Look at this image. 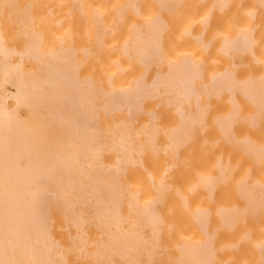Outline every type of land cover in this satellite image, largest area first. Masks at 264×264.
<instances>
[{
  "label": "bare ground",
  "instance_id": "6f19581e",
  "mask_svg": "<svg viewBox=\"0 0 264 264\" xmlns=\"http://www.w3.org/2000/svg\"><path fill=\"white\" fill-rule=\"evenodd\" d=\"M123 2L121 9L134 5V0ZM158 2L172 10L178 7L180 0ZM214 3L226 6L229 0H213L210 9ZM118 5L116 9H120ZM52 12L54 11L51 9L50 0H0V264H81L80 259L85 251L89 262L116 255L125 262H122L124 264H138L140 251H145L150 260L157 247L154 240L158 233L157 223H160L158 211L152 208L157 195L150 200H146L147 198L142 200L138 196V191H135L138 188L122 185L126 187L123 189L120 186L119 178L125 174L129 164L136 162V157L132 154L134 150L132 138L126 130L125 118L115 124L109 119L112 125L100 126L95 122L97 112L103 111L110 116L111 112L123 111L127 118L133 107L140 104L139 94L145 90L152 92L157 98L154 105L162 102L176 105L179 109L180 102L188 100L189 94H195V80L198 78L200 88L205 91L217 92L222 88L231 91L236 87L243 90L255 104H262L264 69H261L262 73L260 71L256 75L254 72L251 75L247 73L249 75L238 78L234 74L232 62L234 54L251 48L255 38L252 37L251 29L246 30L248 27L235 30L236 33L233 32L232 35L223 36L219 46L230 58V61L229 58L227 60L229 64L226 62L224 65L223 62V66L209 71L207 75H202L200 71L201 57H195V52L191 50V53L190 51H183L180 55L178 53L176 55L179 56L174 58H170L172 55L167 57L166 54L162 55L164 65L153 69L154 72L147 79L144 70L147 68L146 61L151 58L158 40L146 32L148 29L146 31L144 29L143 33L134 30L131 39L128 37L126 40L125 37L120 49L126 54L128 46H131L129 51L131 57L141 59L144 62V69L137 72L131 85L124 86L125 83H120L118 86L119 83L116 85L111 82L109 76L107 78L110 82H105V85L99 82L100 86H97L86 81L84 73V76H81L82 73L78 75L80 73L76 52L79 50L75 49L78 46L83 50L81 46H73L76 47L73 50L69 45L72 43L67 42L68 38L59 36L62 38L60 41L59 38L56 39L44 31L46 25L53 20H59ZM74 12L76 14L78 11L74 9ZM204 15L203 20L201 19L203 26L209 22V13ZM148 19L147 27L159 23L155 17L150 19L148 16ZM240 27L241 24L237 26ZM91 30L92 28L89 29ZM89 31L86 30L88 33ZM89 35L91 40L96 39V43L99 42L94 33ZM193 35L200 39V33L196 32ZM159 56L161 59L160 53ZM110 71L111 69L108 72ZM198 100L199 96L196 93L194 96L196 105ZM234 100L230 98L233 105ZM226 110L231 112L232 109ZM224 111L217 113H220L219 116H215L217 120L222 119L225 122L230 118L232 113ZM247 113L251 115V112ZM181 118L183 117H179L178 120ZM174 123L170 125L171 128L167 125L165 134L163 133L168 141H164L163 148L170 155L174 154L179 140L176 139V134L179 136L180 129L176 130ZM220 131L223 135L228 133L225 129ZM238 139L240 140L236 139V142H242V147L248 140L245 135ZM245 145V153L253 154L256 160L257 156L264 153L263 145L254 140L250 139ZM105 149L115 154L113 160L101 159L102 151ZM169 163H166L167 166L164 165L166 172L171 169ZM217 169H214V175L220 172V169ZM206 173L197 174L198 179L191 185L211 183L213 178L210 173L214 175L212 172L208 173L209 175ZM159 177L157 180H151V185L155 189L162 185L163 181ZM241 177L236 179L237 184L242 183V190H247L246 193L242 191V194L247 197L246 194L249 195L253 190L245 188L250 186L253 189L255 185L258 188H254L258 193L257 195L254 192L256 198L259 196L260 201H263L264 183H261L263 180L257 182L256 178L248 180L247 177L244 178L242 175ZM162 178L164 179V176ZM250 180H253L251 183L253 186L247 185L250 183L247 181ZM238 186L240 188V185ZM243 186H246L245 190ZM122 192L127 193L123 196ZM251 195L253 196V192ZM122 196L127 207L124 210L119 207ZM252 196L249 195V199ZM181 199H184V196H181ZM246 199L244 201L249 203V199ZM251 202L250 210L255 206ZM83 204H87V212L94 216V226L100 231L97 238L92 239L96 233H92V237L83 229L86 212V208L81 207ZM242 205L244 207V203ZM187 206L185 205L184 209H188ZM220 207L218 212L220 214L224 211L222 218L224 217L225 221L229 220V215L236 213L233 209L229 210L231 211L229 214L226 210L229 206H225L226 214ZM243 207L241 211L245 213L247 210H243ZM192 210L189 209L190 215L201 225L204 236L202 238L197 236L199 239L196 240L189 235V238L181 236L176 242V254L172 255V263L212 264L213 259L210 257H213L211 255L213 248L210 238L213 233L207 231L203 219L207 209L199 206ZM225 221L222 220L220 223ZM166 223L167 221L164 224ZM142 224H150L149 236L143 234ZM262 241L258 243L259 249L264 245ZM86 244L92 247L88 248Z\"/></svg>",
  "mask_w": 264,
  "mask_h": 264
},
{
  "label": "rangeland",
  "instance_id": "374dc122",
  "mask_svg": "<svg viewBox=\"0 0 264 264\" xmlns=\"http://www.w3.org/2000/svg\"><path fill=\"white\" fill-rule=\"evenodd\" d=\"M89 1L91 3L88 2V0H50L51 9L54 11L52 12L54 14L53 16L56 15L55 18L58 17L59 20H53L43 29L44 31L50 33L51 36H54V38H59L60 41L62 38L60 39L59 36L65 37L64 39L68 38L67 42L72 43L69 45L73 50L76 48L73 46H81L83 50L79 49L78 46L75 49L76 51L79 50L78 52L81 54L80 55L76 52L78 72L80 73L78 75L80 76L82 73L81 76H84V73L86 81L97 86H100L99 82H102V85H105V82H110V79L111 82L115 84L119 83L118 86L120 83H125L124 86L126 84L131 85L132 80L135 76H137V72H141V70L144 69V65L140 60L131 57L130 53H122L120 48L122 46L121 43L125 40V37L126 40L128 37L131 39V33H135L134 30L138 31L141 26L146 25L149 20L148 16L150 19L152 17L159 16V18L164 22L165 27L163 26L164 28H161L162 31L159 34L157 33L160 39L163 55L166 54V57L167 55H172L170 58H174L175 56H179L183 51H190L191 53L192 50L195 52V57L199 56L202 59L203 75H207L209 71L212 72L214 69L223 66V62H225L224 65L226 62L229 64L228 61H230V58L222 52L218 45V43L224 38L223 36L232 35L235 30L237 31L242 27H248L249 29L247 28L246 30L250 31L251 29V34L253 35L252 37L255 38V42L251 52L245 51L246 53L237 54L236 56L238 57H234L238 63L236 70L237 74L241 78L244 77L243 75H251L252 72H254L253 74L255 75L256 73L259 74V71L262 73L263 70L261 69H264V0L229 1V3L222 8H226L224 12L217 14L213 13L212 10L222 9H210V3L207 0H181L177 5L179 9H176L178 8L176 7L174 8L176 10L172 9L169 11L160 9L155 0H135L134 6L123 7L122 9L120 6L124 5L123 1L125 0ZM117 4H119L118 8L121 10L116 9ZM74 9L78 11L76 14ZM162 12L166 13L162 16ZM119 13L121 16H118L120 15ZM208 13L209 22L207 25H209L210 28L205 29L207 25L204 27L201 23V19L202 16L205 17L204 14ZM86 20H90V22H86ZM240 24L241 27L237 28ZM133 27L134 29H132ZM84 28L88 31L91 28L92 30L88 33L84 30ZM184 30L186 32H184ZM94 31L99 33L96 34ZM196 32L201 34L203 41L207 43L211 42L209 49L208 45L205 48L201 46V42L193 35L196 34ZM91 33L92 35L94 33L96 38L98 37L97 39L100 43H96V39L91 40V36H88V34ZM92 39H94V36H92ZM69 40H71V42ZM178 53L179 55H176ZM78 57H80L79 60ZM163 65L164 62L160 64V67ZM156 67V62H152L148 68L144 69L147 79L151 76L152 72H154L153 69ZM108 69H111L112 72H108ZM109 76L111 77L110 79L107 78ZM121 86H123V84H121ZM204 100L206 101L207 98L204 97ZM154 103H157V98L152 93H145L142 95L140 106H135L129 117L126 118L123 111H114L115 113L111 112L110 116L109 113L106 114L103 111H99L97 112V118L94 115V119L96 118L97 120L95 122L99 125L102 124V126L118 123V121L122 118H125L126 121H128V125L126 123V130L132 138V144L134 147L132 154L136 157V162L127 166L124 172L125 174L119 178L120 186L124 185L129 188H138L135 191H138V196L142 200L146 198V200H150L151 197L153 198L155 193L152 192L153 185H151V180H157L159 176V179L161 178V181H163L162 184L171 186V191L166 195L167 197L165 203L161 208H155L156 211H158L157 213H159L158 216L160 217V223H157L158 233L155 237L157 247L154 250L153 257L149 260L145 255L146 252L140 251L138 254V264H173L172 255L176 254V242L179 241L181 236H187V238L192 237V239L195 240L196 238L199 239L190 221L191 215L189 209L195 210L196 207L199 208V206L205 207L204 197L198 191L190 194L188 188L195 186L196 183L194 185L191 184L198 179L197 176H199L200 173L211 172L210 169L212 167V163L219 156H223L225 159H228L231 155H233V151L224 145L213 144V141L215 140L213 134L214 132L211 129H206L201 134L200 138L187 148L186 152L181 153L179 167L172 172H166L165 166H167V164L164 156L165 153H168L163 148L164 139L162 138L163 131L165 129L148 128V125L152 119L150 117L152 114L155 115L154 120H159L161 125L165 126H170L173 118L166 109L158 108V104L154 105ZM224 104V98H221L220 101H214L212 103V107L215 111H218L224 108ZM109 119H111L110 121H112V124L109 122ZM245 131L247 130L238 129L236 130V133H243ZM154 132L156 137L153 138ZM252 138L264 146V121L262 122L261 127L254 132ZM136 149H140L141 151L137 152ZM101 156V159H104V161L105 159L113 160L115 154L109 149H105L102 151ZM232 157L233 160L231 164L235 166V169L233 171L234 175L230 181L231 185L234 184L237 178L241 175L244 176V173L250 169L249 162H246V160H243L240 157ZM165 172L168 174L166 175ZM251 173L253 179L256 178L255 180H257V182L261 179L259 182L263 180L261 183H264V164L254 166ZM150 174L151 180L149 177ZM156 175L159 176L157 177ZM155 176L157 179L154 178ZM163 176L164 179L162 178ZM129 183L131 184L130 186ZM135 185L137 187H135ZM124 186H122L123 189H126ZM177 191H179L180 194H183L181 196H189L188 209H184L179 206L176 200ZM126 193L127 192H122L121 195L124 196ZM123 196L120 201L121 205L119 204L121 210L127 209ZM216 201L217 204L219 203V205H224V196L219 194L216 197ZM86 205L87 204L81 205L83 209L86 208V212L84 213L83 229L85 230V233L90 235H92V233H96L94 237L92 235L93 238L91 237L94 239L98 237L97 233L100 231L95 228L93 223L95 220L94 216L87 212L88 210ZM166 221L167 223L164 224ZM149 227L150 224L141 225V230L144 232L143 234L145 236H149L150 234L148 231ZM246 229L253 233L252 239L246 243L241 242L234 251H224V242L227 240L229 241L230 239H226L224 236H220L217 239L214 247L213 264H264V245L261 249L258 247V243L264 240V212L258 216V218L253 220L251 225H248ZM240 232L241 231L238 230L239 234ZM231 241H234V239ZM85 252H83L84 255L81 256V264L125 263L119 256L116 255L108 259L103 257L97 261L93 262L90 260L89 262V259L86 258L87 255L85 256L87 252Z\"/></svg>",
  "mask_w": 264,
  "mask_h": 264
},
{
  "label": "crops",
  "instance_id": "0c3cea01",
  "mask_svg": "<svg viewBox=\"0 0 264 264\" xmlns=\"http://www.w3.org/2000/svg\"><path fill=\"white\" fill-rule=\"evenodd\" d=\"M155 1H156L157 5L160 9L166 10V11L171 10L170 7L161 6L159 4L158 0H155ZM207 1L210 3V6H211L213 0H207ZM229 1H233V0H229ZM134 5H135V0H134ZM223 7H224V5L220 6L219 4L214 3L212 6V9L213 8L222 9ZM225 9H222V10L213 9L212 12L217 14L220 12H224ZM164 13H166V12H162V16L164 15ZM155 18L158 20V22H159L158 24L151 25L148 27H147V25H143V26H141V30H139L143 33L144 29H145V31L148 29L146 32L155 36L158 40L156 43L155 49L152 50L153 53L151 55V58L146 61L147 68L152 62H156V65L158 67L160 66V64H162L164 62L163 58H162L163 53L161 50L160 39H159L158 34L162 31V29L165 27V25H164V22L159 18V16H155ZM206 25H204V27ZM145 26H146V28H145ZM209 28H210L209 25H207L205 27V29H209ZM195 38H196V36H195ZM196 39L201 42V46L204 48L207 47V45H208V49H209V47L211 46V42H208L209 43L208 44L207 42L202 40L201 34H200V39H198V38H196ZM219 43H221V41ZM219 43H218V45H219ZM253 45L251 48H245V49L241 50L240 52H237L232 57V62L234 63V74H235V76H238L237 71H236L237 67H238V63H237V60L234 59V57L237 54L246 53L245 51L251 52L253 49ZM130 50H131V46H128L126 54L129 53ZM222 52H224V51L222 50ZM159 53L161 55V59H160ZM224 54H225V52H224ZM137 60H140L144 65V62L141 59H137ZM256 63H259V62H256ZM202 69H203V66H202V59H201L200 71L203 75ZM238 78H239V76H238ZM199 82H200L199 78L195 80V87L196 88L194 89V93L195 94L198 93V96H199V100H198L197 105L195 104V101H194L195 94H189L188 100H183L182 102L179 103V106H180L179 109L176 105H168V104L162 103V102L158 103V108L166 109L171 114V117L173 118L172 123H174V121H175L174 124L177 127L175 129L176 130L180 129V131L178 130L179 136H177L178 134H176V139L177 140L179 139V140L177 141L178 147L176 148L174 154L170 155L166 151L168 154L165 153V156H164L166 163L168 164L170 162L169 164H171V169L169 170V172H172L179 167V165H180L179 161L181 159L180 158L181 153L186 152L187 148L190 145H192L195 141H197L200 138L201 134L206 129H211L214 132L213 134H214L215 140L213 141V144L224 145V146L232 149V151H233V155H231L230 158L225 159L223 156H219L212 163V167L210 169V171L212 173H213L214 169L218 168L217 170H219L221 166L223 167V164L225 167V168L223 167L224 169L221 168L219 170L220 172H218V174L216 173L217 175H214L215 173H213L214 176H212L210 173V176L213 178V180L211 182L212 184L209 183L210 184L209 185V184L200 183V184H196L195 186L188 188V191L190 194L198 191L204 197V202H205L204 205L207 209V213L205 214V216L203 218L204 219V225L206 228H208L207 231H210L211 233H213L212 237L210 238V242L212 244L211 247L213 248V252L211 253V255H213V257L211 256L210 259L211 260L213 259V261H211L213 264L214 263V247H215V243H216L217 239L220 236H224V238L230 239L229 241L227 240L228 242L227 241L224 242V251H234L241 242L246 243L252 239L253 233L250 230H247L246 227L248 225H251V222L253 220H255L256 218H258V216H260L264 212V203H263L264 202V196H263V201L261 200L262 201V203H261V201H260L261 198L259 196H258V199L260 198L259 200L256 198L258 193L254 189V188H257L255 185H254L253 189H251L250 186L249 187L243 186V189H244V187H246L245 189L248 188V190H249V188H250V190H253V191L249 190L251 192L249 195L252 196L251 194L253 192L252 198H254V196H255V198L253 199L255 202H253L251 197L249 199L248 194H246L247 197L242 194L243 192H245V193L247 192V190H245V189H244L245 191L242 190V187H241L242 183L237 184V180H235L236 182H234L233 185L230 184L231 178L234 175L233 171L235 169V166L231 164L232 160H233L232 156L240 157L243 160H246V162L250 163V169L248 171H246L244 173V176H243L244 178L247 177L248 180L252 179V173L251 172H252L254 166L264 164V155H263L264 153L262 154L263 156L262 155L257 156V160H256L255 159L256 157H254L253 154H251L250 152H249L250 154H248V153H245L246 151H244V150H246L244 148L246 146L245 144L247 142L249 143L250 139L254 140L252 138L254 132L257 131L261 127L262 122L264 121V103H262V104L256 103L255 104L253 101H251L249 99V96L243 90L236 88V87L233 88L231 91H229L227 88H222L217 92L205 91L204 89L200 88ZM145 93H152V92L146 91V90L140 92V94H139L140 101H141L142 95ZM134 95H136V94L134 93ZM204 97L207 98L206 101L204 100ZM231 97L235 99L234 100L235 105L230 103ZM221 98H224V101H225L224 108L222 110L215 111V109H213V107H212V103L214 101H220ZM139 106H140V104L136 107H139ZM229 108L232 109L231 112H230V110L229 111L226 110ZM224 110L226 111V113H228V112L232 113L230 115V118H228L227 121L225 120V122L222 119L217 120L218 118L215 116L220 115V113L219 114H217V113L222 112ZM132 111H133V109H132ZM225 111H224V113H225ZM240 111H241V113H240ZM246 111L251 112V115H250V113H247ZM243 112H246V113H243ZM246 114H248V115L246 116ZM243 115H245L246 117H244ZM150 117L152 119L149 122L148 128H157V129H165L166 130V128L168 126L161 125L159 120H154L155 115L152 114ZM179 117H183V118L178 120ZM126 123L128 125V121H126ZM173 127H175V126H173ZM221 129L228 130V133L223 135V133L220 131ZM238 129H246L247 131H245L243 133H236V130H238ZM164 131H163V133H164ZM245 133H246V135H245ZM244 135H245V137L247 136L248 140L246 143L243 144L244 147H242V144H241L242 142L238 143V141L240 140L238 138H240L241 136L244 137ZM154 137H156L155 132H154L153 138ZM249 137H250V139H249ZM162 138L164 139L163 140V144H164V141L166 142L167 140H166V137L164 135ZM236 139L238 140L237 142H236ZM254 141H256V140H254ZM256 143H258V142L256 141ZM238 144L241 146H239ZM240 147H242V148H240ZM263 148H264V146H263ZM260 156H262V157L259 158ZM222 161H223V163H220ZM225 162H227V164H229L230 166L228 167V165ZM216 163L218 164V166ZM225 164L229 169L226 168ZM222 169H223V171H222ZM217 170H216V172H217ZM224 171H225V173H224ZM214 178H215V180H214ZM245 180H244V182H245ZM247 182H250V183H247ZM247 182H246L247 185L248 184L251 185L252 180L247 181ZM236 184H237V186H236ZM238 185H240V188ZM251 186H253V184ZM170 189H171V186L165 185V184L158 186L157 189H155L154 186L152 187V192L155 193V195H157V197L154 201V204L152 205V208L154 210H156L155 208H161L162 207V205L165 203L167 193H169L171 191ZM254 192H256L257 195H255ZM219 194H222L224 196V206L223 207H222L223 204L220 207V205L217 204V201H216V197ZM243 196H245V198H243ZM246 198L249 199V203L251 201L253 202V203L251 202V204L253 206L254 205L255 206L260 205L261 208H260V206H256V207L254 206L253 209L250 210L249 203H246L244 201V199H246ZM248 199H246V200H248ZM256 199H257V201H256ZM176 200H177L180 207L184 208L185 205H188L187 207H189V196L188 195H185L184 199H181V194L179 191H177ZM258 201H260L259 204H257ZM242 203H244V207H243ZM245 205H247V206L245 207ZM225 206H227V207L229 206L228 207L229 209L226 208L228 213L231 212L229 210L234 209L233 211L234 212L236 211L235 214L233 213V211H232V213H233L232 215H229L231 213L228 214L229 215L228 218H229V220H231V222L229 220L225 221L224 217L222 218V216H223L222 213H224V211H221L222 213H220V214L218 212L219 207H220V209L225 210L224 209ZM242 207H243V210H245V209L247 210V211H245V213H243L244 211H241ZM257 207H258V211H257ZM259 209H260V211H259ZM226 210H225V213L227 214ZM237 210H240V211H237ZM238 212H239V214H238ZM247 212H249V213H247ZM226 214H224V216ZM220 219L225 221V223L223 222L221 224L220 222H222V220H220ZM202 220H201V222H203ZM190 221L193 225L194 230L196 231L197 236L199 238H202L204 236V233H203V229L200 227L201 225H199L197 222L194 221L192 215L190 216ZM210 229H212L213 231ZM238 230L241 231L240 234L238 233ZM233 239H234V241H231ZM153 254H154V251H153ZM153 254L151 255V259L153 257Z\"/></svg>",
  "mask_w": 264,
  "mask_h": 264
},
{
  "label": "built area",
  "instance_id": "2783aa9c",
  "mask_svg": "<svg viewBox=\"0 0 264 264\" xmlns=\"http://www.w3.org/2000/svg\"><path fill=\"white\" fill-rule=\"evenodd\" d=\"M0 23H1V17H0Z\"/></svg>",
  "mask_w": 264,
  "mask_h": 264
}]
</instances>
